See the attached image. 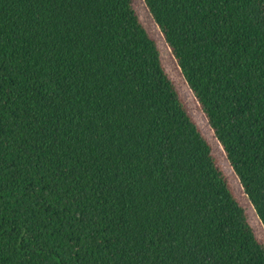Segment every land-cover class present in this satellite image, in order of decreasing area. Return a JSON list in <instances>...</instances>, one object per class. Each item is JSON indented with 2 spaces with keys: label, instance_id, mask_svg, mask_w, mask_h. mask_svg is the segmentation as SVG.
<instances>
[{
  "label": "trees",
  "instance_id": "obj_1",
  "mask_svg": "<svg viewBox=\"0 0 264 264\" xmlns=\"http://www.w3.org/2000/svg\"><path fill=\"white\" fill-rule=\"evenodd\" d=\"M0 264H264V0H0Z\"/></svg>",
  "mask_w": 264,
  "mask_h": 264
},
{
  "label": "rangeland",
  "instance_id": "obj_2",
  "mask_svg": "<svg viewBox=\"0 0 264 264\" xmlns=\"http://www.w3.org/2000/svg\"><path fill=\"white\" fill-rule=\"evenodd\" d=\"M137 9H138V12H139L141 18H142L144 21L148 20V16H149V15H148L147 11L145 10V8L142 6V4H139L138 7H137ZM180 89H181L182 94H183L185 97H187V96L189 95V94H188V91H187V89H186V87H185L184 85H181ZM218 153H219V155L221 156L220 152H218ZM248 213H249L250 220H251L252 222H256V216H255V213H254V211H253L251 208H248Z\"/></svg>",
  "mask_w": 264,
  "mask_h": 264
}]
</instances>
